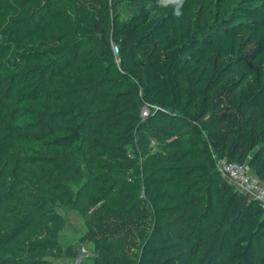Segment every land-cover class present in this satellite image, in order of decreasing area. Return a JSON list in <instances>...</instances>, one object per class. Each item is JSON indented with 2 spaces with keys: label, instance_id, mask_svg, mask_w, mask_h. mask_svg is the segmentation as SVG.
Masks as SVG:
<instances>
[{
  "label": "trees",
  "instance_id": "trees-1",
  "mask_svg": "<svg viewBox=\"0 0 264 264\" xmlns=\"http://www.w3.org/2000/svg\"><path fill=\"white\" fill-rule=\"evenodd\" d=\"M173 13L0 0V264L59 257L57 205L94 264H264V210L216 167L264 184V4Z\"/></svg>",
  "mask_w": 264,
  "mask_h": 264
},
{
  "label": "rangeland",
  "instance_id": "rangeland-1",
  "mask_svg": "<svg viewBox=\"0 0 264 264\" xmlns=\"http://www.w3.org/2000/svg\"><path fill=\"white\" fill-rule=\"evenodd\" d=\"M263 2L264 0H258ZM114 15L119 22L125 21L129 17V10L125 2H119L114 10ZM56 210L62 217L63 229L58 233V242L61 247L59 257L49 260L52 264H94L92 243L83 240L86 227L76 209L57 205Z\"/></svg>",
  "mask_w": 264,
  "mask_h": 264
},
{
  "label": "built area",
  "instance_id": "built-area-1",
  "mask_svg": "<svg viewBox=\"0 0 264 264\" xmlns=\"http://www.w3.org/2000/svg\"><path fill=\"white\" fill-rule=\"evenodd\" d=\"M113 50L116 52L114 47ZM142 113L145 114L146 109H143ZM216 167L222 177L235 184L264 210V184L252 176L247 166L219 159L216 161Z\"/></svg>",
  "mask_w": 264,
  "mask_h": 264
},
{
  "label": "clouds",
  "instance_id": "clouds-1",
  "mask_svg": "<svg viewBox=\"0 0 264 264\" xmlns=\"http://www.w3.org/2000/svg\"><path fill=\"white\" fill-rule=\"evenodd\" d=\"M184 0H158V4L161 7H168V6H174V15L179 16L181 15V9L183 6ZM151 7V5H149ZM156 13L153 12V15Z\"/></svg>",
  "mask_w": 264,
  "mask_h": 264
}]
</instances>
